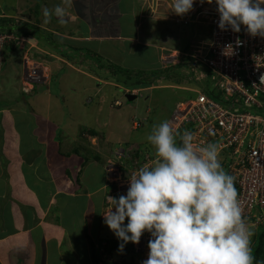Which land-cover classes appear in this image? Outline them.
I'll use <instances>...</instances> for the list:
<instances>
[{
    "label": "crops",
    "instance_id": "obj_1",
    "mask_svg": "<svg viewBox=\"0 0 264 264\" xmlns=\"http://www.w3.org/2000/svg\"><path fill=\"white\" fill-rule=\"evenodd\" d=\"M139 1L93 0L94 12L103 14L91 19L83 15V9L82 14L76 13L78 26L87 24L84 32H79V27L75 32L66 25H56L50 30L55 37L49 33V38L42 33L41 38L29 35L19 45L10 43L2 49L5 63L0 71V264H89L92 241L108 236L117 239L103 216L110 206L107 197L111 193L104 170L106 158L111 156L113 143H137L119 133L116 138L109 133L104 136L106 131H100L103 129L96 130L93 126L86 129L80 121L75 127L69 126L63 109L91 103L90 96L84 95L93 88L94 92L104 94L112 90L105 103L106 107H112V119H104L115 125L113 129L121 130L126 124H122L119 109L132 112L130 117L138 115L141 94L147 95L143 103L148 102L141 124L147 121L154 87L189 92L185 99L199 91V82L204 77L193 74L188 65L191 55L199 52L192 50L189 54L184 46L202 45L205 51L208 29H203L197 39L198 32L194 33L192 28L195 21L201 20L194 18L186 25L180 24L192 36L190 40L183 36L180 49L157 46L153 32L147 30L152 29L151 22L141 14ZM85 2L80 6H89ZM11 3L15 5V0H0V20L11 19L7 13ZM4 13L7 16H2ZM172 14L179 17L177 20L183 18L173 11ZM125 18L129 20L130 33H113ZM90 43L94 46L89 48ZM104 45H112L114 54L141 57L147 64L145 69H128L124 67L126 62H118L116 57L113 65L102 58ZM27 49L33 58L44 61L49 75L46 82L31 89L23 84V57ZM167 50L178 56V62L168 69L160 68L158 60ZM103 100L104 96L96 103L101 102L97 107L103 108ZM174 108L169 110L167 121ZM105 120L102 125L107 123ZM138 125L133 117L132 129ZM147 151L155 163V148Z\"/></svg>",
    "mask_w": 264,
    "mask_h": 264
},
{
    "label": "clouds",
    "instance_id": "obj_2",
    "mask_svg": "<svg viewBox=\"0 0 264 264\" xmlns=\"http://www.w3.org/2000/svg\"><path fill=\"white\" fill-rule=\"evenodd\" d=\"M200 2L216 4L221 30L239 33L243 25L249 35L264 38V0ZM73 3L61 0L52 9L44 7V23L53 15L61 25L74 21L69 16ZM195 3L173 0L171 10L184 16ZM147 140L155 148V163L128 176L126 194L107 197L104 223L121 241L118 250L138 244L147 232L149 253L142 264H254L255 230L264 223L254 231L245 223L235 177L224 170L217 145L199 146L192 132L181 134L167 120L154 125ZM261 242L264 247V236Z\"/></svg>",
    "mask_w": 264,
    "mask_h": 264
},
{
    "label": "built area",
    "instance_id": "obj_3",
    "mask_svg": "<svg viewBox=\"0 0 264 264\" xmlns=\"http://www.w3.org/2000/svg\"><path fill=\"white\" fill-rule=\"evenodd\" d=\"M216 7L214 2L197 0L186 18L178 21L186 25L191 17L206 20L209 28L206 50L192 54L188 65L193 74L209 81V90L219 99L199 90L193 97L176 103L168 121L181 134L192 132L199 146L217 145L223 154L219 159L224 170L235 177L245 223L254 231L264 223V38L249 35L243 25L239 33L221 30ZM24 39L0 32V69L5 63L2 49L10 42ZM167 57L172 58V63L178 62L176 54L163 56ZM23 62L24 87L31 89L47 79L45 65L32 60L28 49ZM128 146L119 150L121 158L115 156L119 161L110 159L105 165L109 185L117 191L122 188L121 194H126L128 176L133 171L154 163L145 151H134V146Z\"/></svg>",
    "mask_w": 264,
    "mask_h": 264
},
{
    "label": "rangeland",
    "instance_id": "obj_4",
    "mask_svg": "<svg viewBox=\"0 0 264 264\" xmlns=\"http://www.w3.org/2000/svg\"><path fill=\"white\" fill-rule=\"evenodd\" d=\"M87 2V0H74L73 6L69 9V16H74L76 17V13H81V9H83V15L90 17L91 19L94 18V15H101L103 13L101 12H94L93 6L91 5L93 3V0L89 1V6L86 4H83L82 6H80L83 2ZM197 1V0H196ZM85 2V3H86ZM140 2V7L143 8V12L141 13L143 16L149 18L147 20H149L151 22V24H149L151 28H148L147 30H151L152 33V37L153 40L155 39L156 45L157 46H162L165 47V49H173V50H177L180 49L179 47L182 46L184 44V40L182 39L183 36H185L186 38H188V40H190V37L188 35V29L187 28H182V26L180 25L181 23L183 24L182 21H178L177 18L179 17H175L172 14V4H173V0H147L146 3L139 1ZM150 2V4L148 3ZM61 4V0H15V5L13 3H11V5H9V9L10 12L9 13L12 17L11 19L14 20L15 23L21 24L22 23H27L30 24L32 26L37 27L39 33H42V35L44 34L45 37H48V33L52 34V36L54 35V37L56 36L54 33H51L50 30H53V28L56 25H61L59 23V18H57L55 15L52 16V19L49 23L45 24L44 23V17H43V8L47 7L49 9L54 8L56 5ZM11 7H14L13 11L11 10ZM170 8V11H169ZM96 9V8H95ZM97 10H99V8H97ZM154 10V11H153ZM4 13L2 16H7ZM149 15H151L152 17H150ZM127 17H129V15H126ZM170 16V19H169ZM173 16V17H172ZM183 18L185 19L186 17L183 16ZM183 18H180L179 20H182ZM192 20H195L194 17H191ZM190 19V20H191ZM201 20V23H198L197 21H195L194 23L196 24L195 28H192L193 32L195 33L198 32V36L197 39H200V35L202 32V30H209V28L205 25L206 20L202 17L199 18ZM176 20V21H174ZM56 21H58V24L55 23ZM72 20H69V23L66 24V27H69L70 29H73L75 32L77 31V27L78 26V18H76L74 21H72V23L70 22ZM89 22V20L87 21ZM91 22V21H90ZM129 20L127 18H125L124 20H122V22L120 21L117 25V27L114 29L115 31L113 32L112 28H108L107 30L110 33H120V32H129L130 33V27H129ZM143 22H146L143 21ZM190 21H188L189 23ZM187 23V24H188ZM146 24V23H145ZM148 24V23H147ZM146 24V25H147ZM86 26L87 24H83L78 28L79 32H84V30H86ZM91 28V25H89V29ZM93 29L96 30V28H94L93 25ZM48 32L47 34L44 33ZM72 32V33H75ZM201 32V33H200ZM191 33V31H190ZM202 38V37H201ZM30 40H32L30 38ZM198 41V40H197ZM33 42V40H32ZM93 44H95V42H92ZM188 43V42H187ZM196 45L200 44L195 42ZM94 45H92L91 43L89 44V48L93 47ZM201 47L196 46V48H192L191 46H188L186 48V46H184V51H189L188 53L191 54L192 50H194L195 52H199V53H204V46L200 45ZM112 45H104L103 47H101V50L103 51V59H109L113 65L115 63V57L118 58V62H122L125 61L126 64H124V67L130 69L132 67H136L139 69H145L146 67V63L143 62L142 58L136 55H131V54H127V55H123L122 52H115L116 54H114V52L112 51ZM90 51H94V50H90ZM168 53L169 50H167ZM98 53V52H97ZM167 53V54H168ZM95 54V53H94ZM111 56L113 58H111ZM101 60V58L99 59V61ZM44 63V61H42ZM114 62V63H113ZM116 61V63H118ZM158 64H160V68H166L168 69L171 64H176V63H172V58H160L158 60ZM45 65V63H44ZM202 67V66H200ZM1 71V69H0ZM45 72V71H43ZM46 74H48L46 72ZM49 76V75H48ZM48 78V77H47ZM124 78V76H123ZM122 78V79H123ZM47 81V79H46ZM44 81V82H46ZM43 82V83H44ZM41 83V84H43ZM201 85L198 86V84L195 86V88L198 86L199 90L203 89L205 87H209V81L206 79H203L202 82H199ZM96 88L91 89L90 91H87V94L84 95V97H89L90 96V102L91 103H86L85 105L83 103H79V105L69 109L68 110H64L65 112V121L69 122V126H73L75 127L76 125H78V122H82L84 125V128L89 129L92 126L94 127V129L98 130V129H103L100 130L101 132H105L104 136H106L108 133L109 135L113 137H115V134H120L124 139L130 141V142H134L137 143L136 145L133 144H127L126 142H120L119 144L117 143H113L115 144L110 153L111 156H108L106 158V160H110L111 161L115 160V161H119L118 158H115V156H118L119 158H121L120 156V149H125L126 147L128 148V145H133L134 146V151H138V149L145 151L146 153H148V155H150V153L147 151L149 150L150 152H152L154 150V146L151 145V143L147 140L148 135L151 133L152 128L154 125H157L165 120H167V115L169 110H171L175 104L177 103V101L179 100H183L186 97V94L189 92H184L182 90H178V89H170V88H162V87H154L152 92L153 95V99L150 101L152 106H151V113L148 114L146 116L147 121H142L141 124V120L142 117L145 116V107L146 104H148V102L146 101L143 103V101L145 100V96L139 97L140 100V105L139 108L137 110V114L138 115H134L132 117H130L131 113L126 110L125 108L119 109L118 107L115 109H119V111L121 110V119L122 124H126L123 125L121 130H115L112 127L115 126L112 123H108L105 119H107L108 121L112 119V107H106V102H107V97L109 96V94H111L113 91L110 90L108 91V87H105V89L108 92H105V94L102 91L99 92H94ZM108 95V96H107ZM104 96V100H103V108H99L97 107V105H100L101 102H99L97 105L96 103L98 101H100V99ZM185 97V98H184ZM156 103V104H155ZM74 104V103H73ZM116 111V110H115ZM154 113V114H153ZM28 114V113H27ZM69 114H71V116H69ZM67 117V118H66ZM68 117L70 119H68ZM115 118H118V114L115 113ZM134 117V121H136L137 123H139L138 127L136 129H132V119ZM105 118V119H104ZM105 120L107 123L102 125L101 121ZM141 124V125H140ZM116 127H118L116 125ZM110 129V130H109ZM109 131V132H108ZM116 138V137H115ZM129 143V142H128ZM143 148H146L147 150H144ZM219 156L222 157L223 154L221 153V151H219ZM116 153V154H115ZM221 159V158H220ZM106 161V162H107ZM106 165V163H105ZM105 173H106V169ZM108 176V174L106 173V177ZM107 183H108V179H107ZM109 184V183H108ZM111 189V193L110 196H114V197H119V195H121V193L123 192V189L119 187L118 191L116 190V187L110 186ZM127 188V186H126ZM109 191V190H108ZM119 194V195H118ZM125 223H127V220L125 221ZM264 232V228L261 229ZM150 239V234L145 232L142 237L141 240L138 244L129 242L127 243L128 248L127 251L125 253H120L118 251H111L110 249V245H109V241L114 240L111 237H104V238H100L99 240H96L95 242L92 241L91 243V253H90V258H89V264H126L127 260H130L129 262L131 264L135 263V264H142V261L148 258V253H149V248H148V242ZM90 241V242H91ZM93 247H95V249H93ZM256 248V243H254L253 248Z\"/></svg>",
    "mask_w": 264,
    "mask_h": 264
},
{
    "label": "trees",
    "instance_id": "obj_5",
    "mask_svg": "<svg viewBox=\"0 0 264 264\" xmlns=\"http://www.w3.org/2000/svg\"><path fill=\"white\" fill-rule=\"evenodd\" d=\"M0 22H1L0 32L14 33L15 35H33L34 37L41 38V35L39 34L37 27L32 26L30 24L22 23L21 25L15 23L13 19H9V18H2ZM135 85H139V84H135ZM203 90H205V92L208 95L215 98L216 100L219 99V96L216 95L214 91L209 90V87H206ZM262 228H264V226H262L257 232L256 241L254 242L256 243V248L254 247L252 250V254L255 257L254 264H264V247L262 245L263 243L261 242V239L264 236V232L261 230ZM120 243L121 241H119L118 239L109 241V245H110L109 250L120 252L118 250ZM127 248L128 245H126L123 252L120 253H125L127 251ZM129 261L130 260H127L126 264H131Z\"/></svg>",
    "mask_w": 264,
    "mask_h": 264
}]
</instances>
